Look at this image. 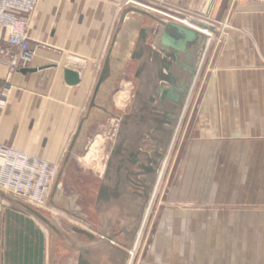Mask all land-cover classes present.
Instances as JSON below:
<instances>
[{"label":"crops","instance_id":"1","mask_svg":"<svg viewBox=\"0 0 264 264\" xmlns=\"http://www.w3.org/2000/svg\"><path fill=\"white\" fill-rule=\"evenodd\" d=\"M129 1L40 0L29 26L33 72L10 73L0 58V145L60 162L76 131L85 127L89 110L105 109L109 84L113 87L123 76L122 58L113 57L109 76L98 86L110 51L122 48L121 19ZM136 1L166 13L174 8L195 16L205 3L215 1L210 10L215 17H224L230 2ZM256 46L229 42L220 59L229 75L242 76L243 93L235 96L264 98V42ZM66 70L78 73L79 84L65 81ZM213 96L214 90L206 97ZM198 114L199 137L191 153L197 163L195 177L209 176L212 181L205 192L198 180L190 191L194 197L190 200L187 190L185 201L208 202L212 212L185 209L181 224L211 226L218 237L236 236L235 227H243L244 240H250L251 227H264V105H203ZM200 162H212L210 174L199 169ZM45 236L21 209L0 201V264H55L57 248ZM180 257L196 258V264H264V253H180Z\"/></svg>","mask_w":264,"mask_h":264},{"label":"rangeland","instance_id":"2","mask_svg":"<svg viewBox=\"0 0 264 264\" xmlns=\"http://www.w3.org/2000/svg\"><path fill=\"white\" fill-rule=\"evenodd\" d=\"M214 4L215 1L205 3L199 16H195L174 8H170L173 13H166L164 9L136 0L125 3V10L137 7L158 15L163 21H188L211 34L208 35L207 49L180 124L165 152L164 159L167 161L156 192V180L136 176L135 173L140 170L126 164L124 153H114L117 142L123 141V134L130 133L126 127L120 129V119L131 117L141 81L151 71L148 68L139 80L137 72L143 62L131 60L130 55L136 47L140 50L145 47L139 42L138 34L142 29L148 33L147 45H153L158 23L137 13L124 17L123 34L119 35L122 48L113 53L115 58H122L123 76L113 87L109 84L105 109L99 111L92 106L87 113L85 127L76 131L60 162H51L59 167V179L45 207L39 209L12 193L0 192V201L17 206L44 229L52 248H57L55 264H77L80 255L77 249L85 247L95 253L93 260L97 264H196V258H181L180 253H264V227H251L250 240H244L243 227H235L236 236L220 234L218 237L211 226L181 224L185 209L204 208L205 212H212L208 202L197 205L193 201H185L187 190L190 200L194 197L190 191L194 190L198 180L205 192L211 187L209 176L196 179L197 163L191 157L196 149L193 143L199 137L196 131L201 106L264 105V98L235 96L243 93L244 84L239 80L242 76L229 75V69L220 65L229 42H247L253 47L264 42V0H230L224 17H215L210 13ZM213 90L216 96L206 97ZM226 91H231L234 96L228 97ZM121 92H127V95L124 104L119 106L116 98ZM219 94L221 96H217ZM140 136L145 144L137 146L131 141H124L127 150L141 149L146 155H157L151 150V144L146 143L148 136ZM95 143L101 150L97 162L90 166L86 164L85 157ZM159 153L164 154L162 147ZM108 158L113 160V167L107 170L108 176L102 178ZM198 165L205 174H210L213 168L212 162H200ZM103 185L107 186V190L100 196ZM8 198L30 205L54 227H49Z\"/></svg>","mask_w":264,"mask_h":264},{"label":"water","instance_id":"3","mask_svg":"<svg viewBox=\"0 0 264 264\" xmlns=\"http://www.w3.org/2000/svg\"><path fill=\"white\" fill-rule=\"evenodd\" d=\"M129 13H137L143 17L152 18L158 23V26L154 31L155 40L153 45H147L146 38L148 33L142 29L138 36L140 38L139 42L145 47L142 50L136 47L137 49L130 55L131 60H141L143 62L141 69L137 72L139 80L142 79L141 76L148 68H151V71L146 73V78L141 81L140 90L135 95L136 100L131 117H122L120 119V129L121 127H126L130 129V133L123 134L125 135L121 139L123 141L117 142L114 153H124L126 164L130 168L140 170L135 173L136 176H142L154 181L157 180V170L180 124L191 88L207 49L208 35L182 23L160 20L158 15L137 7H131L124 11L121 19L122 25L124 17ZM113 57V51H110L103 75L98 84L99 87L104 84L111 72L110 60ZM121 63L123 67V61ZM22 72L26 74L33 71L25 69ZM65 81L72 86L79 84L78 73L66 70ZM136 131L139 134L135 133ZM141 134L148 136L146 143L151 144V150H154L157 155L153 157L149 153L146 155L141 149L140 151L127 150L124 141H131L137 146L145 144L142 141ZM118 135H120V130ZM161 147L164 154L159 153ZM109 160L110 163L107 170L113 167V160ZM107 176L108 173L105 177ZM58 179L59 175L53 187V192L57 188ZM106 190L107 186L103 185L100 196H103ZM8 199L49 227H54L52 223L30 205L18 199ZM108 238L109 241L112 240L110 237ZM110 244L114 246L113 243ZM77 250L81 253L79 264H88V261L92 264H97L93 260L95 253L90 248L85 247Z\"/></svg>","mask_w":264,"mask_h":264},{"label":"built area","instance_id":"4","mask_svg":"<svg viewBox=\"0 0 264 264\" xmlns=\"http://www.w3.org/2000/svg\"><path fill=\"white\" fill-rule=\"evenodd\" d=\"M39 3L40 0H0V58L10 73L29 69L35 57L29 26ZM58 174V165L0 145V191L44 208Z\"/></svg>","mask_w":264,"mask_h":264},{"label":"bare ground","instance_id":"5","mask_svg":"<svg viewBox=\"0 0 264 264\" xmlns=\"http://www.w3.org/2000/svg\"><path fill=\"white\" fill-rule=\"evenodd\" d=\"M181 23L184 24V25H186V26H188V27H190V28H192V29H194V30H196V31H198V32H200V33H204V34H207V35H211L206 30H204V29H202L200 27H197V26L191 24L188 21H181ZM126 95H127V92L126 93L125 92H121L120 95H118L117 98H116V104L119 105V106H122L124 104V102H125ZM100 150H101V148L98 146V143H95L91 147L90 152L85 157L86 164L92 166L93 163H96L97 162V158L99 156L98 154L100 153ZM166 161H167L166 159H163V161L161 162L160 167L157 170V180H156V183H155V186H154L155 187L154 188V191L155 190L157 191V188L159 186V183H160L161 178H162V175H163V171H164V168H165V162ZM98 166H99V163H98ZM153 195H155L154 192H153ZM153 195L151 197V200H153V197H154ZM151 203H152V201H151ZM148 208H150V206ZM146 218H147V214L145 215V219L142 222V227L144 226V223H145Z\"/></svg>","mask_w":264,"mask_h":264},{"label":"flooded vegetation","instance_id":"6","mask_svg":"<svg viewBox=\"0 0 264 264\" xmlns=\"http://www.w3.org/2000/svg\"><path fill=\"white\" fill-rule=\"evenodd\" d=\"M109 163H110V160H109V158H108V160H107V162H106V166H105V168H104V170H103L102 178H104V177L106 176V174H107V169L109 168ZM112 235H114V234H112ZM107 238H108V237H107ZM80 257H81V253H80V255L78 256L77 264H79ZM88 264H92V263H90V262L88 261Z\"/></svg>","mask_w":264,"mask_h":264}]
</instances>
